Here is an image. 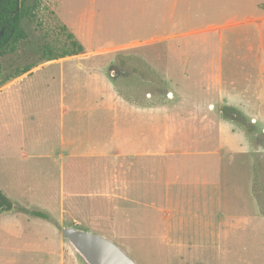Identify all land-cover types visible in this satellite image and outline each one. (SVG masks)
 I'll use <instances>...</instances> for the list:
<instances>
[{"label":"rangeland","instance_id":"obj_1","mask_svg":"<svg viewBox=\"0 0 264 264\" xmlns=\"http://www.w3.org/2000/svg\"><path fill=\"white\" fill-rule=\"evenodd\" d=\"M34 1L6 72L70 50L62 25L83 50L0 85V188L49 214L0 226V264H88L67 226L136 264H264V0Z\"/></svg>","mask_w":264,"mask_h":264},{"label":"trees","instance_id":"obj_2","mask_svg":"<svg viewBox=\"0 0 264 264\" xmlns=\"http://www.w3.org/2000/svg\"><path fill=\"white\" fill-rule=\"evenodd\" d=\"M38 5L39 4L34 0H0V29L1 27H4L3 35L0 38V56L16 54L18 46L26 41L28 35L25 31L24 24L26 21L35 18ZM262 7H264V2L262 3ZM61 29L67 31L66 36L70 39V50L56 51L52 49L50 41H40L36 44L35 49L30 52V58L33 61L26 62L23 65H16L8 72H6V67L0 63V85L29 71L33 66L42 61H48L64 55L82 52V45L73 37L72 33L68 32L67 27L62 25ZM22 54H18L17 57L29 58ZM225 107L226 111H223L225 112L224 116L228 119L235 120L237 117L231 116V113L235 115L238 109L234 106ZM16 211H22L33 217L49 219V214L45 211L28 209L22 205L14 203L0 188V214Z\"/></svg>","mask_w":264,"mask_h":264},{"label":"water","instance_id":"obj_3","mask_svg":"<svg viewBox=\"0 0 264 264\" xmlns=\"http://www.w3.org/2000/svg\"><path fill=\"white\" fill-rule=\"evenodd\" d=\"M3 32L1 27L0 38ZM61 233L88 264H136L117 244L102 235L72 226L63 227Z\"/></svg>","mask_w":264,"mask_h":264},{"label":"crops","instance_id":"obj_4","mask_svg":"<svg viewBox=\"0 0 264 264\" xmlns=\"http://www.w3.org/2000/svg\"><path fill=\"white\" fill-rule=\"evenodd\" d=\"M150 4H156L159 6H171V7H177L178 5H183L185 4L184 2H182L181 0H149ZM140 18V19H139ZM136 18L134 20L135 23L133 24H137V23H141L143 22V18L139 17ZM81 36V35H79ZM61 95V94H60ZM63 96V95H62ZM61 97V96H60ZM2 190V189H1ZM3 191V190H2ZM4 192V191H3ZM5 193V192H4ZM6 194V193H5ZM7 195V194H6ZM8 196V195H7ZM9 197V196H8ZM10 198V197H9ZM11 199V198H10ZM12 200V199H11ZM13 201V200H12ZM14 203H17L19 205H21L18 202L13 201ZM23 206V205H22ZM25 207V206H24ZM28 209H31L29 207H26ZM32 209H36V208H32ZM40 210V209H39ZM0 226L2 230H5L8 232L9 236H14V235H18L19 234V225L18 223H13L14 221V212L12 213H5V214H0Z\"/></svg>","mask_w":264,"mask_h":264},{"label":"built area","instance_id":"obj_5","mask_svg":"<svg viewBox=\"0 0 264 264\" xmlns=\"http://www.w3.org/2000/svg\"><path fill=\"white\" fill-rule=\"evenodd\" d=\"M170 95V94H169Z\"/></svg>","mask_w":264,"mask_h":264}]
</instances>
